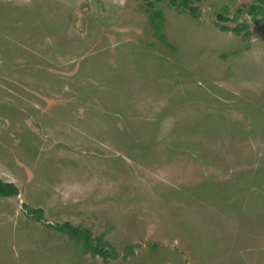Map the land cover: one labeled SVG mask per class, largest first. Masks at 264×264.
<instances>
[{"label": "rangeland", "instance_id": "obj_1", "mask_svg": "<svg viewBox=\"0 0 264 264\" xmlns=\"http://www.w3.org/2000/svg\"><path fill=\"white\" fill-rule=\"evenodd\" d=\"M252 4L0 0V264H264Z\"/></svg>", "mask_w": 264, "mask_h": 264}, {"label": "trees", "instance_id": "obj_2", "mask_svg": "<svg viewBox=\"0 0 264 264\" xmlns=\"http://www.w3.org/2000/svg\"><path fill=\"white\" fill-rule=\"evenodd\" d=\"M170 2L177 4L181 2V0H170ZM184 5L186 4L184 3ZM260 8H264V0H257V4H252L250 6V13L254 14ZM237 17L238 16L235 15L234 19L231 20L234 21L237 19ZM219 20H223L222 16H219ZM220 27H221L220 29L223 31L229 30L227 27L224 26H220ZM19 195H20V190L14 183L4 181L2 178H0V198L9 199V198L17 197ZM36 213L40 218H43V213H44L43 211L38 210L36 211ZM48 227L55 229L58 232L67 234L70 237V239H73L77 242H84L87 245L88 249L95 254V256L100 255L105 259L113 256L103 247V244L100 239H97L96 245L93 244L94 239L92 240V234L90 230H82L80 227L75 226L70 222H65L62 224H55V225L48 224Z\"/></svg>", "mask_w": 264, "mask_h": 264}]
</instances>
